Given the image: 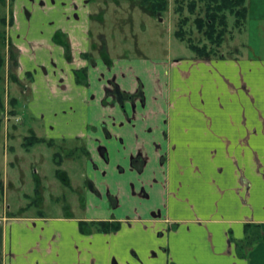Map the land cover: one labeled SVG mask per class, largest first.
<instances>
[{"label": "crops", "instance_id": "obj_1", "mask_svg": "<svg viewBox=\"0 0 264 264\" xmlns=\"http://www.w3.org/2000/svg\"><path fill=\"white\" fill-rule=\"evenodd\" d=\"M47 1H38L41 21L47 9H55ZM253 1L248 0L249 17L258 5L264 13V0ZM17 3L6 6L12 24L6 13L1 18H7L5 38L19 50L17 73L26 93L59 108L60 97L61 103L77 101L71 115L81 109L86 116L69 119L56 134L85 141L86 150L97 153L94 171L101 164L114 167L115 192L132 215L10 212L5 165L0 168L5 205L0 206V264H264V55L247 45L248 52L239 49L222 58L193 53L165 65L148 62L145 72L142 60L113 62L111 56L126 55L110 50L105 38L92 40L93 13L83 26L70 21L74 7L78 11L74 2L56 12L71 27L61 24L53 31L67 29L71 62L53 32L25 34L22 15L34 13ZM100 45H106L103 55ZM105 53L110 61L96 58ZM54 56L64 63L53 65ZM82 67L88 68L89 84L75 80V69ZM115 85L133 97L120 103L108 93ZM91 108L98 113L90 115ZM6 135L5 130V140ZM111 219L122 221L118 232L80 231V220ZM249 235L261 240L249 244Z\"/></svg>", "mask_w": 264, "mask_h": 264}, {"label": "rangeland", "instance_id": "obj_2", "mask_svg": "<svg viewBox=\"0 0 264 264\" xmlns=\"http://www.w3.org/2000/svg\"><path fill=\"white\" fill-rule=\"evenodd\" d=\"M38 1L17 0L18 7L26 5L29 7V11L34 13L29 18L27 13L22 15V18L25 16L27 21L25 34L28 36L36 35L38 32L48 35L61 24H67V27H71L70 23L67 22L69 20L66 23L61 22L59 13L56 12L70 7L71 3L75 2L77 5L79 4V6L76 5L78 11L74 7V19L70 21L82 23L83 26L86 24L87 18H89L87 14L93 13L94 17L91 22L92 40L98 42L105 38L110 50L114 53L122 52L126 55L111 56L113 62L120 63L126 57L140 59L143 61L142 67L146 72L150 68L148 62L150 64L163 62V65H165L164 62L166 61L170 63L176 58H188L194 53L186 41L177 38L174 34L179 21V14L174 9V0H169V9L162 16L155 17L149 15V12L140 5V0H85L88 1L86 5L89 4V6L85 7H82L83 3L80 0H45L49 5L55 3V9H47V14L42 16V21L40 14H38ZM8 5L9 7H14L15 0H8V2L7 0H0V18L5 13L8 18L12 17V10H6ZM259 7L261 8L262 5L256 7L258 12L255 13L253 11L252 17L254 20H250L252 17H249L250 22L244 33L236 32L234 38L227 37L222 46L224 52H235L241 49L239 54L241 52L246 53L248 52L246 46L249 45L248 47H250L252 53L259 52L260 55H264V13ZM50 10L52 13L49 12ZM76 13H78V16L75 15ZM186 13L189 14V11L186 10ZM41 24L42 26L39 28ZM249 25L252 26L251 29ZM4 27L5 24L0 20V49L4 56L7 57L9 56L10 42L9 40L7 41V38H3ZM60 28L62 29L56 30L55 33L53 32L52 38L63 47L64 42L68 43L72 53L73 48L67 29L64 26ZM187 28L192 33L195 41L200 44L205 42L203 35L194 28L192 21H190ZM243 43H245V46ZM98 44L97 46H99ZM104 47L102 48L100 45L101 55L106 51V45ZM93 49L94 47H92ZM54 58L53 65L64 63L61 57L56 58L54 56ZM66 58L68 61L73 62L72 55L71 58L67 56ZM96 58H100L105 62L103 56H96ZM121 66L122 68L124 67L123 64ZM144 75L143 78L146 80ZM2 76V90L6 110L4 113L0 112V168L3 170L5 165L7 168L8 175H6L8 177L6 176L5 197L6 202L9 204V211H26V214L29 215L38 211H43L50 215H65L69 213L76 217H92L104 214L117 215V217L132 215L130 213L131 210H129L131 206L127 207L124 204L126 202L124 197L120 196L118 191L117 193L115 192L116 188L113 183L115 179L114 167H107L101 164L99 169L94 171L93 158L98 160L97 153L86 150L85 141L75 138L63 139L56 134H61L62 130L65 129L64 124L69 119L79 120L86 116V113L81 109L75 115H71V111L77 107V101H73L71 104L68 101L61 103L60 97L58 100L61 102L58 104L62 105L61 108L56 105L53 106L55 103L51 102V100L43 99L41 102H35L32 101L31 91L26 93L28 87L24 88V86L18 85L19 83L10 80L8 68L3 70ZM31 82L32 77H27L26 83L31 84ZM93 82H95V79H93ZM93 90L96 91L97 89L93 87ZM113 90L114 86L110 88L108 93L111 91L110 94H112ZM127 95L128 98L133 97V94L128 93ZM10 96H17L19 99L20 111L18 115L9 114L11 107L8 104V99ZM117 99L120 100L118 97ZM91 110L90 115L98 113L97 109L91 108ZM5 130L7 131L6 140L4 138ZM33 133H38L39 136L41 135L48 139L53 137L52 139L55 142L52 146L42 142L26 148L23 144L25 136ZM56 154L59 155L56 156ZM58 159L62 160L61 165L57 163ZM59 168L63 171L62 177L56 173ZM88 176L94 179L95 190L94 186L87 182ZM67 179L72 185L66 184ZM37 187L40 189L41 199L38 200V203L29 206V203L38 197L36 195ZM98 192L103 193L101 200H97ZM117 199L121 203L120 206H115V202H118ZM133 202L134 200H132ZM0 206L3 208L5 205L1 202Z\"/></svg>", "mask_w": 264, "mask_h": 264}, {"label": "trees", "instance_id": "obj_3", "mask_svg": "<svg viewBox=\"0 0 264 264\" xmlns=\"http://www.w3.org/2000/svg\"><path fill=\"white\" fill-rule=\"evenodd\" d=\"M119 1V0H113ZM175 12L179 14V21L177 28L174 32L175 36L183 41H186L191 50L195 53L197 58H222L229 55L222 50V46L225 43L228 36L234 38L235 33H244L247 30L249 23V6L248 0H174ZM140 5L144 9L154 16H162L164 12L169 9V0H140ZM189 11V14L186 13ZM195 15V17H193ZM2 23H7V18L4 16L0 19ZM192 21L194 28L203 35L205 42L200 44L195 41L192 33L189 31L188 24ZM9 23H13V17L9 18ZM5 35L3 34V38ZM1 44V41H0ZM66 56L71 58V52L68 43H63ZM87 55V54H86ZM103 56L107 61H110L108 55L105 53ZM86 57V56H85ZM89 57V56H87ZM18 49L10 43L9 56H4L0 49V112L4 113L6 110V104L2 90V72L7 64L8 66V77L14 82H19L17 75L18 68ZM76 82L78 84H87L88 79V68L84 67L81 69H75ZM28 77L31 76V72L28 73ZM121 101L128 98V95L120 89L119 86H114L113 92ZM8 104L11 107L9 114L18 115L19 99L17 96H10ZM1 123V121H0ZM1 127V124H0ZM45 142L52 146L55 142L54 139H48L44 136H39L36 133L25 136V142L23 143L26 148L34 146L35 144ZM59 154H56V156ZM57 163L62 164V160L58 159ZM57 175L62 177L63 171L57 169ZM68 184V179L66 180ZM4 193V182L2 180V171L0 170V201ZM36 200L29 203L32 206L38 203L41 199L40 189L36 188ZM42 212V211H40ZM122 226V222L119 220H80L79 228L82 233L91 234L94 232H115L118 231ZM246 227H250V224H246ZM247 243H254L260 241L258 237L247 236ZM241 242V241H240ZM240 256L243 255L242 248L238 250Z\"/></svg>", "mask_w": 264, "mask_h": 264}, {"label": "flooded vegetation", "instance_id": "obj_4", "mask_svg": "<svg viewBox=\"0 0 264 264\" xmlns=\"http://www.w3.org/2000/svg\"><path fill=\"white\" fill-rule=\"evenodd\" d=\"M9 42L10 43H12L11 42V40H9ZM18 66H19V64H18ZM17 70H18V68H17ZM17 75H18V73H17ZM29 78V77H28ZM17 83H21L22 84V86H24V88H27V86L25 87V84L24 83H22V80L19 78V82H17ZM24 84V85H23ZM116 86V85H115ZM110 93V92H109ZM110 95H114V93H112V94H110ZM114 96H116V95H114ZM117 97V96H116ZM121 101V100H120ZM120 103H122V101L120 102ZM101 155H102V157L105 159V161H108V155H105L104 154V148H102V150H101ZM88 179H87V182L91 185V186H94L95 185V182L88 176L87 177ZM72 185V183L70 182V183H68V185ZM94 190H95V186H94ZM98 194V196H101V192H98L97 193ZM69 214V213H68ZM111 220H119V221H121L120 219H111ZM122 222V221H121ZM122 227V226H121ZM121 229V228H120ZM119 229V230H120ZM118 230V231H119ZM118 231H115V232H118Z\"/></svg>", "mask_w": 264, "mask_h": 264}]
</instances>
